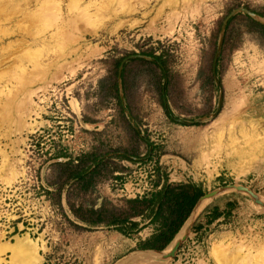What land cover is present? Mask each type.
<instances>
[{
  "label": "rangeland",
  "instance_id": "374dc122",
  "mask_svg": "<svg viewBox=\"0 0 264 264\" xmlns=\"http://www.w3.org/2000/svg\"><path fill=\"white\" fill-rule=\"evenodd\" d=\"M22 1L0 0V264H217L214 246L264 240V205L234 188L199 204L171 258L134 256L150 227L81 220L165 175L264 204V0H61L56 24ZM83 153L103 161L87 191Z\"/></svg>",
  "mask_w": 264,
  "mask_h": 264
},
{
  "label": "trees",
  "instance_id": "16d2710c",
  "mask_svg": "<svg viewBox=\"0 0 264 264\" xmlns=\"http://www.w3.org/2000/svg\"><path fill=\"white\" fill-rule=\"evenodd\" d=\"M256 14L261 15L260 13ZM258 25L264 28L261 23ZM150 56L155 59L156 65L165 73L166 65L161 56L154 55V53H151ZM163 107L167 111L165 104ZM62 156L66 155L59 154V157ZM69 163L76 164V171L72 177L82 183V189L87 191L95 186V177L100 171V164L103 163L98 156L93 153H83L76 159L70 158ZM205 193L206 189L200 183L194 181L171 183L168 176L165 175L162 184L155 185L149 193L128 199V209L123 213L116 215L106 209H92L90 213L97 217L95 221L81 220L88 225L102 224L114 227L121 234L129 237L150 227L153 230L152 236L147 241L140 243L139 248L163 251L174 240ZM227 206L230 210L232 203H228ZM223 215L218 208L214 209L209 223Z\"/></svg>",
  "mask_w": 264,
  "mask_h": 264
},
{
  "label": "bare ground",
  "instance_id": "6f19581e",
  "mask_svg": "<svg viewBox=\"0 0 264 264\" xmlns=\"http://www.w3.org/2000/svg\"><path fill=\"white\" fill-rule=\"evenodd\" d=\"M22 1V0H21ZM35 1V0H34ZM11 2V1H10ZM13 2V1H12ZM18 2V1H17ZM23 2V1H22ZM94 2V1H93ZM3 3V2H2ZM20 3V2H19ZM36 3V2H35ZM40 3V4H39ZM38 4L39 10H36L37 12L33 13V17L40 22H46L48 24H56L58 19L60 18L59 13L61 10V0H43L40 1ZM68 3V2H67ZM77 3L78 0H70L69 3V9H77ZM100 3V2H99ZM9 6V5H8ZM61 6V7H60ZM17 7V6H16ZM87 7V6H85ZM84 7V8H85ZM89 7V6H88ZM98 7V6H97ZM7 8V7H6ZM25 8V7H24ZM37 8V6H36ZM18 9V8H17ZM28 10V9H27ZM85 10V9H84ZM15 11V10H14ZM27 12V11H26ZM33 12V11H32ZM31 12V13H32ZM15 13V12H14ZM30 13V12H29ZM31 18V17H29ZM31 18V19H32ZM80 19V18H79ZM78 20V19H77ZM97 20V19H96ZM57 21V22H56ZM72 21V20H71ZM56 22V23H55ZM43 23V24H46ZM68 24V23H67ZM66 24V25H67ZM38 24H35L34 26H37ZM60 25V24H59ZM25 27V26H24ZM39 28V26H37ZM69 27V26H68ZM73 27V26H72ZM64 30V29H63ZM5 32V31H4ZM61 32V31H60ZM68 32V31H67ZM55 33V32H54ZM53 33V34H54ZM65 34V33H64ZM64 34H62L64 36ZM67 34V33H66ZM4 35V34H3ZM69 35V34H68ZM20 63V62H19ZM16 67V66H15ZM12 71V69H11ZM14 71V70H13ZM12 71V72H13ZM21 76V75H20ZM14 78V77H13ZM20 78V77H19ZM12 98V97H11ZM16 106V105H15ZM18 106V105H17ZM253 128V127H252ZM251 128V129H252ZM256 128V127H255ZM254 128V129H255ZM259 131V130H258ZM249 132H244V137H248ZM240 135V134H239ZM234 137V136H233ZM236 138V137H235ZM232 139V138H231ZM256 140V139H255ZM261 140V139H260ZM263 140V139H262ZM249 145V144H248ZM261 145V144H260ZM224 146V145H223ZM252 148V147H251ZM254 148V147H253ZM253 151V150H252ZM240 152V151H238ZM248 153V152H247ZM250 153V152H249ZM239 154V153H238ZM191 219V218H190ZM191 223V220L187 222V224L184 226L183 230L180 232V234L177 236L175 241H173L172 246L168 250L169 252L173 251L174 247L177 245L178 242H180L181 238L184 237L188 233V228ZM264 236V235H263ZM258 237V236H257ZM260 237V236H259ZM233 238V237H232ZM256 238V237H255ZM228 239V237H227ZM262 239V238H261ZM261 239H255L254 243H249L250 246H244L243 243L233 245L232 242L227 243L228 245L232 244L231 246L226 245H218L220 246H214L212 254L214 255L217 264H264V240ZM264 239V238H263ZM233 241V240H232ZM253 241V239H252ZM222 242V241H221ZM229 242V241H228ZM235 242V241H234ZM226 244V243H225ZM248 245V244H246Z\"/></svg>",
  "mask_w": 264,
  "mask_h": 264
},
{
  "label": "water",
  "instance_id": "95a60500",
  "mask_svg": "<svg viewBox=\"0 0 264 264\" xmlns=\"http://www.w3.org/2000/svg\"><path fill=\"white\" fill-rule=\"evenodd\" d=\"M244 11H246L247 13H249L250 15H255L253 12H250V11H248V10H244ZM227 21V20H226ZM220 48V47H219ZM165 80H166V76H165ZM218 82V81H217ZM220 109V108H219ZM218 109V110H219ZM238 189V190H240V191H244V192H246V193H248V194H250L258 203H260V204H262V205H264L263 204V202H262V200L257 196V194H255L253 191H251L250 189H248V188H246V187H241V186H227V187H222V188H219V189H217V190H214V191H212V192H210V193H208V194H206V195H204V196H202L200 199H199V201H198V203L196 204V206L194 207V209H193V211H192V213H191V215H190V217L188 218V220L193 216V214L195 213V211L197 210V208H198V206H199V204L204 200V199H207V198H210V197H213V196H215V195H219V194H221V193H223L224 191H226V190H228V189ZM187 220V221H188ZM186 221V222H187ZM185 222V223H186ZM184 226V225H183ZM181 230H182V228H181ZM181 230L178 232V234L175 236V238L180 234V232H181ZM174 238V239H175ZM183 241V240H182ZM182 241H180V242H178L177 243V245H176V247L173 249V251H171V252H167V251H165V250H163V251H157V250H141V251H138L137 253H135L134 254V256L135 255H139V254H145V255H159V256H161V257H163V258H171V257H173L174 255H175V253H176V251H177V249H178V247H179V245H180V243L182 242ZM127 259H129V257L127 258ZM126 259V260H127ZM120 264H122V262L120 263Z\"/></svg>",
  "mask_w": 264,
  "mask_h": 264
}]
</instances>
